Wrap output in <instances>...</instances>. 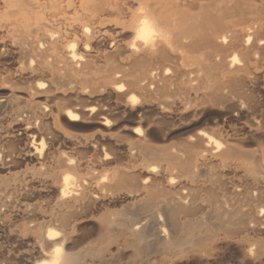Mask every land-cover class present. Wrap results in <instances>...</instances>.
<instances>
[{"label":"bare ground","instance_id":"1","mask_svg":"<svg viewBox=\"0 0 264 264\" xmlns=\"http://www.w3.org/2000/svg\"><path fill=\"white\" fill-rule=\"evenodd\" d=\"M56 248L264 264V0H0V264Z\"/></svg>","mask_w":264,"mask_h":264},{"label":"clouds","instance_id":"2","mask_svg":"<svg viewBox=\"0 0 264 264\" xmlns=\"http://www.w3.org/2000/svg\"><path fill=\"white\" fill-rule=\"evenodd\" d=\"M140 18L133 29L130 44L135 47L142 44L145 48L152 47L157 41H166L168 34L157 26V23L143 9H139ZM49 264H61V249L56 248L52 254Z\"/></svg>","mask_w":264,"mask_h":264},{"label":"rangeland","instance_id":"3","mask_svg":"<svg viewBox=\"0 0 264 264\" xmlns=\"http://www.w3.org/2000/svg\"><path fill=\"white\" fill-rule=\"evenodd\" d=\"M244 258L245 257L243 256L241 257V255H239L235 251V249L231 250V248H228V250L226 249L223 255L219 256L218 258L209 259V260L202 259L205 263L202 260H193V261L191 260L192 262L188 261L189 263L187 262V264H197V263L198 264H256L255 262L249 261L248 258L247 259ZM257 264H261V263L257 262Z\"/></svg>","mask_w":264,"mask_h":264}]
</instances>
